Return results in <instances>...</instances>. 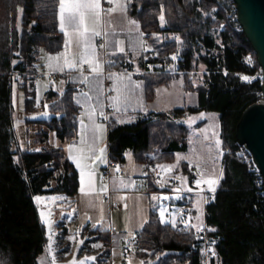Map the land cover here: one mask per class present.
<instances>
[{"label":"trees","instance_id":"1","mask_svg":"<svg viewBox=\"0 0 264 264\" xmlns=\"http://www.w3.org/2000/svg\"><path fill=\"white\" fill-rule=\"evenodd\" d=\"M58 5L59 0H0V264H40L49 235L40 217L39 202L33 197L53 195L66 201L79 191L77 169L65 150L49 138V131L62 140L77 136L80 108L73 100L74 88L68 87L63 94L49 90L38 99L34 77L40 50L55 52L63 45ZM17 7L22 9L19 25ZM161 10L166 21L163 26ZM128 11L149 37L162 35L154 45L159 59L176 48L172 35L180 37L185 59L181 68L196 72L191 79L188 74L182 75L184 85L198 94L199 102L198 106L151 112L132 123H116L109 117V157L122 162L131 152L139 163L173 162L178 153L188 150L189 128L183 117L198 111L218 113L225 150L222 165L227 171L216 197L206 207V222L223 236L219 246L223 264H264L263 183L260 174L250 168L235 137L243 111L263 101L258 94L261 80L244 81L236 71L244 69L241 58L247 52L254 55L256 68L261 67L236 20L235 3L131 0ZM177 76L146 74V99H153L159 86L169 85ZM13 82L24 93L26 123H38L49 130L39 129L25 149L16 130ZM35 113L40 115L33 117ZM227 159L233 161L226 165ZM148 176L151 188L154 180ZM100 238L110 243L109 235ZM193 242L192 230L175 232L151 213L139 231L136 254L148 264H199Z\"/></svg>","mask_w":264,"mask_h":264},{"label":"crops","instance_id":"2","mask_svg":"<svg viewBox=\"0 0 264 264\" xmlns=\"http://www.w3.org/2000/svg\"><path fill=\"white\" fill-rule=\"evenodd\" d=\"M103 2L107 3V0H102ZM108 7L110 5L107 3ZM59 10V9H58ZM128 20H136L133 18L129 11H128V5H127V12H126V18L121 15L120 12L113 13L110 17L107 15L104 19V26L107 28L109 24L111 25L110 35L109 39H119L124 41V46L126 48L127 55L122 53H117L114 56L111 55H104V50L99 48V45L101 44L98 40V37L95 38L94 43L97 46V50L100 53L101 57L105 61L114 60V64H108L105 63V77L102 78L103 84L105 87V82L107 80L106 75L107 73H128L131 74L132 81L133 82H139L141 84L140 88L135 89L134 96L135 99L132 100V102L127 105L126 110H122L118 115L121 119H123L124 123H132L136 121L139 117L146 116L151 112H157V111H171L175 108L180 107H186V106H198L199 97L198 94L195 91H190L186 89L184 85V80L182 75H178L177 77H181L180 80V91L183 88L186 93H196L195 97L190 99V94H183L187 96V99L185 97L182 98V101L180 104L174 103L173 99V93H172V82L169 85H162L159 86L156 89L155 97L148 101L145 96V88H146V74H144L143 66H144V58L147 55V53L154 49V45L158 42L155 39L161 40V34H157L156 37H149L144 30L141 27V24L139 23V32L133 31L131 34V37L129 36L128 28L130 25H128ZM58 27H59V18H58ZM60 30V27H59ZM60 32L63 35V45L60 50L55 52H48L44 49L40 50L38 60L36 61L34 65L35 72L40 70H46L50 72H59V71H52L47 67V55L51 54L55 56L57 53H60L64 50V44L66 37L64 36L63 32L60 30ZM143 33L142 39L146 42V47L150 50L144 51L143 49L137 48L138 54H133L132 50L128 47L129 40H138L141 39L139 33ZM115 49L113 47H110L108 49V52H113ZM85 72H87V66H85ZM65 76L63 78L57 79L54 83H49L47 80H36V89H37V96L38 99L42 98L44 94L52 90L56 92L57 94H61V92L58 89H63V92L68 87L74 88V95H76L78 92H81L82 89L86 88V91H88L87 86L81 85L80 83H73L70 80V72L68 69H65L64 71ZM71 75H75L74 72L71 73ZM110 80V79H108ZM61 81H64L65 83L61 84ZM112 87L114 86L113 81ZM111 87V88H112ZM19 90V88H17ZM84 91V90H83ZM115 92H110L109 95H115ZM106 95L101 97V100L103 104L105 105L103 108V111L105 112L106 108H110V117L115 118L112 115V112L114 111L112 107H110V101L106 99ZM137 100L139 102H137ZM188 102H187V101ZM15 106V104H14ZM80 108V115L83 109ZM15 110L17 114L19 115L16 119V130L18 134V138L20 141V145L22 148H27L30 146L31 139H33V135L40 129L45 128L44 125L38 124V123H26L25 121V115H24V105L20 106L19 102L18 105L15 106ZM20 112V113H19ZM201 111L195 112L199 113ZM216 113V112H215ZM194 114V113H190ZM22 115V116H20ZM39 113H35L33 116L37 117L39 116ZM189 114H186L184 117H186ZM219 119V125H220V131H219V140L222 143V137H221V123H220V117L219 114L216 113ZM48 117V115H47ZM80 118V116H79ZM116 119V118H115ZM96 123H103L106 125V132L104 134L103 141L100 142L97 147H104L105 148V159L108 162L109 157V147H108V123L102 119V116L96 115L95 116ZM85 123H88L87 118L85 117ZM47 131L48 128H45ZM80 131V123L78 124V132L77 136L70 140H62L60 139L53 131H49V138L50 142L57 146L62 147L68 158V146L73 143H78L79 141V133ZM32 137V138H31ZM202 146L204 147L202 150L195 152L192 148V143L188 138V150L186 152H183V156L179 160V163L177 164V158L173 162L168 163H158V164H177L176 168L173 169L171 173H166L167 176H183L189 178V171L186 169L187 166L190 163H193V161L199 162L198 164L202 167L204 166V169L206 170V176L212 175L215 173V166L217 164L214 162L213 158H209L210 155L208 148L209 143L208 141L203 140ZM207 145V146H206ZM129 155H125V158L122 162H119V169L120 171L125 172L124 177H120L117 175L118 172L114 171L116 168L112 171V176L107 182L101 181V173L102 168L107 164L106 163H100L97 162L96 165H94L95 171H96V192L91 193L89 196L85 197L82 196L80 191L71 199L63 201L60 199V197L55 198L52 196L42 195L40 196L42 199L39 202V209L40 212L43 211L45 213V216L48 217L49 220L52 221L51 225H46L48 228L51 226L53 228V232L57 236V242L64 244L67 243L66 239H68L69 236H73L77 238L78 236H82L85 233H89L91 236L92 242L101 241L102 239L100 236L109 235L110 243L109 247L107 245L98 248H95V260L89 261L85 264H103L108 261V258H106L107 251L110 250L111 256L113 258V264H123V262H126L129 264V260H131V264H140V262H144V264H148L143 259L139 258L134 251V242L135 238L138 236L139 231L143 228L140 227L141 224L144 226V219L150 218L151 215V209L152 207H157L160 205V199L161 195L156 193H149L146 192L144 187H147L150 190L155 191L156 190V184L153 182V187L149 188V176H145V164L139 163L135 160L134 156L131 152H128ZM180 154V153H178ZM177 154V155H178ZM176 155V157H177ZM186 157V158H185ZM73 165L75 166V163L73 160L69 159ZM235 161L240 162L241 160L239 158L234 159ZM232 159H227L225 164L228 165L230 162H232ZM223 160L221 159V165ZM185 163L186 166H182L181 164ZM224 165V163H223ZM222 165V170H223ZM76 168V166H75ZM77 169V168H76ZM78 174L79 170L77 169ZM227 170H223V177L225 175ZM232 175H234V170L231 169ZM219 174V173H218ZM114 178L117 179V183L119 182V179H122L126 184H129L130 186L114 189L113 187V180ZM142 179L146 183L145 186L138 187L135 185V180ZM239 180V179H238ZM243 182V180H239ZM134 182V187L131 186V184ZM220 183V182H219ZM106 184L108 186L107 192H101L100 187L101 185ZM80 188V183H79ZM159 197V199L153 200V196ZM92 201L95 206H89L88 201ZM198 199L195 201L194 205V214H195V223L197 224L198 221L196 217L200 216L199 223H204L206 221V209L204 208L203 204L199 206L197 205ZM101 202L103 207V212L101 213ZM113 202H119L118 207H113ZM127 205V207H125ZM51 212V215L49 216L48 213ZM129 225L131 231L134 233V240L131 237H128V230H126L125 225ZM95 225V227H94ZM47 228V232L48 231ZM49 235V233H48ZM128 237V239H125ZM131 244L132 246L129 247L128 245ZM65 250L66 253H65ZM88 250L92 251L94 250V247L91 249L88 248ZM63 255L60 253V249H57V256H55L59 262L66 259L70 254L71 250L64 249ZM60 254V255H58ZM71 257H69L70 259ZM111 261V260H110ZM77 262L79 260L77 259ZM40 264H53L51 255H49V252L46 250V252L40 257Z\"/></svg>","mask_w":264,"mask_h":264},{"label":"snow or ice","instance_id":"3","mask_svg":"<svg viewBox=\"0 0 264 264\" xmlns=\"http://www.w3.org/2000/svg\"><path fill=\"white\" fill-rule=\"evenodd\" d=\"M131 0H107V3L110 5L108 8H104L102 6V0H59L58 5V18H59V27L66 37L64 50L60 53H57L55 56L49 54L47 55V67L52 71L64 72L65 69H68L70 72V80L73 83H80L81 85H85L88 88V91L78 92L73 96L74 102L80 106L83 111L81 112L79 123H80V131L79 141L78 143H73L68 146L67 150L69 153V159L73 160L76 168L79 170V183L80 188L79 191L82 196H89L91 193L96 192V171L94 165L97 162L106 163L105 159V148L97 147V145L103 141L104 134L107 130L106 125L103 123H96L95 116L99 115L104 118V120H108V116L105 115L103 108L104 104L101 100V97L105 95V87L103 84L102 78L105 77V63L114 64V60L105 61L102 59L100 53L97 50V46L94 43L95 38L98 36H102L104 42L99 45L100 49L104 50V55L114 56L117 53H122L127 55L126 48L124 46V41L119 39H109L111 25L106 28L104 26V19L107 15L110 17L113 13L117 11L121 13L122 16L126 18L127 5ZM206 14V13H205ZM161 26L166 23L165 16L163 14V10H161V14L159 16ZM128 28L129 36L133 31L139 32V23L136 20H128ZM141 39L138 40H129L128 47L132 50L133 54H138L137 48L143 49L144 51L150 50L146 47V42L142 39L143 33H139ZM174 39L179 43L180 38L174 37ZM113 47L115 51L108 52V49ZM147 57H145L146 59ZM173 60L177 59L176 55L171 57ZM249 59V63H250ZM15 63V62H14ZM85 66H87V72H85ZM151 67V66H150ZM203 69V66H201ZM74 72L75 75H71ZM227 74V73H225ZM107 79L113 81L114 86L108 89V92H115L116 94L108 95L106 99L110 101V107L114 110L112 115L116 118V123H124L125 121L120 118L118 115L122 110H126L127 105H129L133 99H135L134 92L135 89L140 88L141 84L139 82H133L131 74L128 73H107ZM242 79L250 81V79H255V77L249 78L247 76H243ZM65 83L61 81V84ZM61 94H63V89H58ZM137 102H139L137 100ZM15 103V101H14ZM47 107V105L45 106ZM47 115V113H44ZM201 117L205 114L201 113ZM215 115V114H213ZM85 117L87 118L88 123H85ZM189 122H193L189 120ZM215 135V132H213ZM204 139L208 140L209 137L207 134L204 135ZM221 141L219 139L215 140L214 146H209V153L213 152V150H219ZM41 149H36V151H40ZM129 155V153H126ZM186 158V157H185ZM181 157H177V164ZM177 164H157L156 169L160 171L157 172V176L163 177L166 173H171L174 168H176ZM197 167V175L198 178L195 179V184L199 187L202 184L207 185L208 191L215 193L216 186L219 185L220 180L223 178V170L219 171V174L216 175L213 173L212 175L206 176V170L201 168L199 164ZM119 172V166L114 170ZM146 175V173H145ZM171 179H175L180 181L181 184H186L187 177H183L180 175L170 177ZM114 178L113 187L114 189L124 188L130 186L126 184L122 179ZM160 184L161 187H164V183L161 180L156 181ZM131 186H135L134 182ZM188 191H192L191 188L187 189ZM101 192H107L108 186L106 184L101 185ZM175 192L182 191V188L177 187L174 189ZM203 191V189H201ZM169 197L164 196L163 199L167 200ZM35 201H40L42 198L39 196L33 197ZM153 200L159 199L157 196L152 197ZM207 199L203 196L197 201L198 210L199 206L207 203ZM89 206H95L92 201H88ZM127 207V205H125ZM101 213L103 212L102 202H101ZM166 208L161 207L159 210L160 222H167L165 219ZM51 215V212L48 213ZM41 220L46 225H51L52 221L45 216L43 211L40 212ZM198 223L192 224L191 227L195 228L197 231L202 230V223H199L200 216L196 217ZM191 220V216H189L188 221H183L185 226L189 225ZM148 221L144 219V224ZM171 224L173 227L176 226L175 219L171 220ZM95 227V225H94ZM143 227V224L140 225ZM126 230H128V237H131L133 240L135 238L133 231H131L129 225H125ZM211 231H215V229H210ZM52 235L51 229L49 228V243L47 245V251L51 254L52 251ZM126 237L125 239H128ZM69 240H74L75 237L69 236ZM80 244L84 243V240L81 239L79 241ZM215 243V241H213ZM99 245H93V247H98ZM129 247L132 245L129 244ZM212 254L216 255L215 250L212 249ZM95 260V257H85L84 259L77 262L75 257L71 264H85V260ZM53 264H55V256L52 257ZM129 264H131V260H129ZM140 264H144V262H140Z\"/></svg>","mask_w":264,"mask_h":264},{"label":"built area","instance_id":"4","mask_svg":"<svg viewBox=\"0 0 264 264\" xmlns=\"http://www.w3.org/2000/svg\"><path fill=\"white\" fill-rule=\"evenodd\" d=\"M220 2L226 1V0H218ZM234 2V0H233ZM102 6L106 9L108 8L107 3L103 2ZM236 7V5H235ZM237 12V10H236ZM234 13V12H233ZM231 14L233 16L234 14ZM236 20H237V13H236ZM241 28V26L239 25ZM223 26L221 27V30H223ZM178 35H172V40L176 44V48L174 50H171L167 57L165 59H159L158 53L152 49L150 50L144 58V74H178V75H184L188 74L189 78H193L194 71H187L181 68V65L184 62V57L181 54V40L178 43L174 37H177ZM179 37V36H178ZM180 38V37H179ZM98 40L100 43H103V37L98 36ZM173 55L177 56V59L173 60L171 57ZM250 59V63H249ZM241 62L244 66L243 70L236 71V75L242 79L243 76H247L249 78L255 77V79L252 80H261L263 81V74L262 70H259L256 68V60L252 52L245 53L242 58ZM151 66V67H150ZM86 68V67H85ZM202 71H199V73ZM66 73L64 72H50L46 70H40L36 71L34 73L35 80L41 81V80H47L49 83H54L57 79L63 78ZM244 80V79H242ZM247 81L248 80H244ZM112 87V82L110 80H106L105 82V95L108 96L110 92L107 90ZM86 91V88L82 89V91ZM258 94L262 95V90L258 92ZM111 109L108 107L105 110V115L108 116V119L110 117ZM104 120V118L102 117ZM108 122V120H104ZM241 153L244 155L246 160H248L250 168L258 175L260 174L261 179L260 182L263 183L262 175L260 173V170L257 168L255 162L253 161L252 154L250 151L240 144ZM221 157L223 158L225 150L221 148L220 150ZM145 164V176L152 175L154 182L158 186V188L153 191L146 187V192L149 193H156L161 195L160 199V205L155 207H152L151 213H155L157 215V219L160 221L159 217V210L161 207L166 208L167 211L165 212V219L167 222L161 223L163 225L171 227L175 232H181V231H193L194 234V242L192 244L193 250H196L199 253V264H223L222 257L220 254V244L223 240L222 234L218 233L216 230L211 231L210 229H214L210 227L206 221L202 224V230L197 231L195 228L191 227L192 224L195 223V214H194V205L195 201L200 198V196H203L207 199V203H204L203 206L206 209L207 205L214 200L217 194L218 186H216L215 193L209 192L207 185L202 184L199 187L195 184V179L198 178L197 175V164L190 163L188 165V171H189V178L187 179L186 184H181L180 181H177L175 179H171L170 177L174 176H167L166 174L163 175V177L157 176V172H159V169H156V171H153V169L156 168L157 164H150L147 162H144ZM119 165V162L116 160H113L111 158L108 159L107 164L102 168L101 173V181L107 182L112 176V171L114 168H116ZM118 176L124 177L125 172L119 171L117 173ZM161 180L162 183H164V187H161L160 184H158L156 181ZM259 181V179H258ZM135 185L138 187L145 186L146 183L142 179L135 180ZM177 187L182 188V191L175 192L174 189ZM191 188L192 191H188L187 189ZM203 189V191H201ZM168 196L169 198L167 200H164L163 197ZM113 207H118L119 202H113ZM189 216H191V220L189 222V225L186 227L185 223L183 221H188ZM175 219L176 226L173 227L171 224V220ZM215 241V243H213ZM134 251L137 252L139 249L138 245V236L135 238L134 242ZM212 249L215 250L216 255L212 254ZM111 264H113V258L111 256ZM123 264H127L126 262H123Z\"/></svg>","mask_w":264,"mask_h":264},{"label":"rangeland","instance_id":"5","mask_svg":"<svg viewBox=\"0 0 264 264\" xmlns=\"http://www.w3.org/2000/svg\"><path fill=\"white\" fill-rule=\"evenodd\" d=\"M18 8V25L20 24V14H22V9L21 7H17ZM2 21V17L0 15V22ZM20 27V26H19ZM18 27V28H19ZM157 35V34H156ZM156 35H154L153 37H156ZM157 42L160 41L158 38L155 39ZM180 80L181 77H176L173 82H172V93L174 96V103L180 104V102L182 101V98L185 97V99H187V96L183 95V94H190V99L189 101H191L192 97L196 96V93H186V91H184V89L182 88L180 91ZM17 85L16 82H13V102L15 101V106L19 105L22 106L24 105V93L22 89H17ZM192 92V91H191ZM187 101V100H186ZM188 102V101H187ZM20 113V112H19ZM201 113H204L205 115L203 117H201ZM215 114V115H213ZM19 116V115H18ZM22 116V115H20ZM34 117V116H33ZM189 120L193 121V122H189ZM183 123H185L188 128H189V134H188V138L192 143V148L194 149L195 152L202 150L204 147L202 146V141L205 140L204 139V135L207 134V136L209 137L208 141L209 146H214L215 140L219 139V131H220V125H219V119L218 116L216 115L215 112H211V111H201L199 113H194V114H189L186 117H183L182 119ZM199 123V125H198ZM213 132H215V135H213ZM207 146V145H206ZM208 148V147H207ZM222 148V143H220L219 146V150ZM217 150H213V152L210 153V155L208 156L209 158H213L214 162L217 164V166H215V174L218 175L219 171L222 169V165H221V153L220 151ZM182 157L183 154L180 153L177 155V157ZM176 157V158H177ZM194 164H198L199 162L197 161H193ZM204 169V166L202 165V167ZM47 227V226H46ZM48 228V227H47ZM49 228L51 229V232H53V228L51 226H49ZM48 228V231H49ZM49 233V232H48ZM57 236L53 233L52 235V251L51 254L49 253V255H51V259L54 256H57V249H60V253L61 255H63V251L64 249H69L71 250V254L64 260H62L61 262H59V260L55 257V264H71V262L73 261V258L75 257V259L77 260H82L85 257H94L95 256V248L97 249L98 247H94V250L90 251L88 250V248L92 249L93 245H100V247L105 246L106 244H108L107 246L109 247V243H106V240H101L98 242H92L91 236L89 235V233H85L82 236H78L77 238H75L74 240H69L66 239V241H68L67 243L64 242V244L62 243V241L60 243L57 242ZM83 239L84 243L80 244L79 241ZM110 248V247H109ZM67 250H65L66 253ZM106 254V258H108V261L103 263V264H111L110 260H111V252L110 250L107 251ZM60 255V254H58ZM69 257H71L69 259ZM89 261H92L91 259L85 260V263H88ZM53 263V260H52Z\"/></svg>","mask_w":264,"mask_h":264},{"label":"water","instance_id":"6","mask_svg":"<svg viewBox=\"0 0 264 264\" xmlns=\"http://www.w3.org/2000/svg\"><path fill=\"white\" fill-rule=\"evenodd\" d=\"M237 21L245 33L263 74V101L249 105L242 113L235 127L238 144L245 146L252 154L260 170L264 194V0H234Z\"/></svg>","mask_w":264,"mask_h":264}]
</instances>
